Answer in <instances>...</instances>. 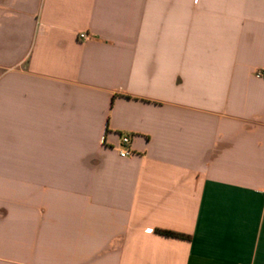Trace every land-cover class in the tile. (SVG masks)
I'll return each instance as SVG.
<instances>
[{
	"label": "crops",
	"instance_id": "1",
	"mask_svg": "<svg viewBox=\"0 0 264 264\" xmlns=\"http://www.w3.org/2000/svg\"><path fill=\"white\" fill-rule=\"evenodd\" d=\"M0 264H264V0H0Z\"/></svg>",
	"mask_w": 264,
	"mask_h": 264
},
{
	"label": "built area",
	"instance_id": "2",
	"mask_svg": "<svg viewBox=\"0 0 264 264\" xmlns=\"http://www.w3.org/2000/svg\"><path fill=\"white\" fill-rule=\"evenodd\" d=\"M78 36L82 39V40H87L91 37V35L89 33H86V32H81L78 34ZM121 142L122 143H129L130 142V137L128 135H123L121 137ZM133 153V150L129 147H124L122 148L121 150H119V154L120 156L122 157H125V156H129Z\"/></svg>",
	"mask_w": 264,
	"mask_h": 264
},
{
	"label": "trees",
	"instance_id": "3",
	"mask_svg": "<svg viewBox=\"0 0 264 264\" xmlns=\"http://www.w3.org/2000/svg\"><path fill=\"white\" fill-rule=\"evenodd\" d=\"M156 231L158 233L163 234V235H166V236L177 237V238H187V239L190 238L189 235H187L185 233H182V232L174 231V230L157 228Z\"/></svg>",
	"mask_w": 264,
	"mask_h": 264
}]
</instances>
